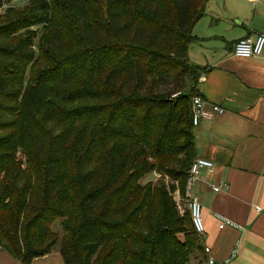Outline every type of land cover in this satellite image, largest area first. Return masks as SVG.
<instances>
[{"label":"trees","instance_id":"trees-1","mask_svg":"<svg viewBox=\"0 0 264 264\" xmlns=\"http://www.w3.org/2000/svg\"><path fill=\"white\" fill-rule=\"evenodd\" d=\"M50 1L0 23V247L22 264L58 238L64 264H190L205 251L170 192L182 181L185 194L198 157L191 97L205 67L187 50L207 0H66L64 20ZM53 21L49 47L78 50L38 74L48 98L27 104L33 52L16 35ZM151 171L173 182L141 183Z\"/></svg>","mask_w":264,"mask_h":264},{"label":"crops","instance_id":"crops-1","mask_svg":"<svg viewBox=\"0 0 264 264\" xmlns=\"http://www.w3.org/2000/svg\"><path fill=\"white\" fill-rule=\"evenodd\" d=\"M254 33L264 34V0H207L192 29L187 59L205 67L197 92L225 109L192 128L197 155L212 162L193 187L204 223L201 245L209 248L197 264L208 256L223 261L236 245L228 264H264V47L252 58L232 53L236 40ZM223 182L226 190H212ZM221 220L234 225L219 228ZM0 264L22 263L0 247ZM31 264H64L60 246Z\"/></svg>","mask_w":264,"mask_h":264},{"label":"rangeland","instance_id":"rangeland-1","mask_svg":"<svg viewBox=\"0 0 264 264\" xmlns=\"http://www.w3.org/2000/svg\"><path fill=\"white\" fill-rule=\"evenodd\" d=\"M49 1L50 0H45ZM0 23L6 21L8 18H17V17H23V16H32L33 18L37 16H43V12H33L30 13V9L33 6H37L36 0H0ZM52 5V3H51ZM12 8V13L8 14L7 9ZM53 11V12H52ZM50 16L53 14V19L57 20H64V19H69V8L67 6V1L66 0H55L53 2V9H52ZM203 20H207V18H203ZM198 22V21H197ZM196 22V23H197ZM55 23L53 21L52 25L50 23L46 22V24L42 25H33L29 28V30H21L17 33V38L18 39H24L30 42V50L33 52V57L31 60L27 59V65H26V70L24 74V88H26V92L28 89L32 88V95L28 94L27 98V104L35 102L36 99H40L41 103H43L47 98H48V92L46 93L44 90L47 89L46 87H39L36 82V78L39 73L41 72H46L48 73L53 67H54V62L57 60H61L63 56L67 53H74L76 50H78V47H72L68 46V52L63 53L62 51L56 52V50L51 49L50 46V35L52 31L54 30ZM34 33V35H33ZM71 45V44H70ZM215 53H217L218 48L214 50ZM45 54V58L41 59L42 55ZM25 93V91H24ZM37 96V97H36ZM36 97V98H35ZM39 108L42 107L41 104H37ZM71 108V106L69 107ZM102 117L100 118H105L107 117V113L104 115H101ZM70 124L68 121H64L61 123L60 128L63 127V125ZM75 126V130H79L80 126L78 124L73 125ZM77 132V131H76ZM3 131H0V134H2ZM162 181V184L166 185L169 187V184H171L173 181L171 180L170 177L167 175H159L155 172H148L145 174L141 179V183H146L148 181ZM174 184V191L170 192V195L173 198L174 203L178 206L177 211L179 214L183 213V210L186 208L187 204V199L185 194H182L183 190V183L182 181L179 182H173ZM51 229L53 232L58 233L59 237L61 236V227H60V222L59 220H55L52 225ZM60 244V240L58 238L57 242L53 244V249L58 248ZM52 248V247H51ZM197 255V259L200 257L198 252L196 250L193 251V256ZM193 259V257L190 260V264H197L195 263L197 259Z\"/></svg>","mask_w":264,"mask_h":264},{"label":"built area","instance_id":"built-area-1","mask_svg":"<svg viewBox=\"0 0 264 264\" xmlns=\"http://www.w3.org/2000/svg\"><path fill=\"white\" fill-rule=\"evenodd\" d=\"M264 47V34L254 33L249 34L236 40L232 46V53L236 58L246 59L257 57L261 54ZM178 92L173 93L171 97H174ZM225 109L216 103L207 102L200 95H193L191 97V122L193 126H196L201 119L212 120L215 116L223 114ZM212 162L202 157H196L191 163L188 176L185 184V196L187 199L186 208L189 212L194 230L200 236L204 233V223L201 215V203L196 194L193 193V187L198 179L200 171L204 168H210ZM228 184L223 182L217 186H212V190L220 191L227 189ZM226 224L234 225L230 220H221L219 228H222ZM206 253L209 252V248L204 247ZM237 254V245L231 250L227 258L223 261H216L213 257L208 256L205 264H228Z\"/></svg>","mask_w":264,"mask_h":264},{"label":"water","instance_id":"water-1","mask_svg":"<svg viewBox=\"0 0 264 264\" xmlns=\"http://www.w3.org/2000/svg\"><path fill=\"white\" fill-rule=\"evenodd\" d=\"M200 153H201V150L199 149V150H198V154H200Z\"/></svg>","mask_w":264,"mask_h":264}]
</instances>
